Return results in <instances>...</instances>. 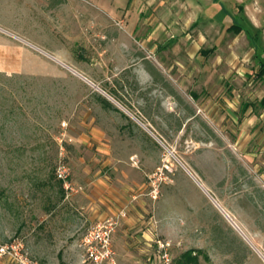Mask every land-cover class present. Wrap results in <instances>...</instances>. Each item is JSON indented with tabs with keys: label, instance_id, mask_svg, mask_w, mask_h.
<instances>
[{
	"label": "rangeland",
	"instance_id": "obj_1",
	"mask_svg": "<svg viewBox=\"0 0 264 264\" xmlns=\"http://www.w3.org/2000/svg\"><path fill=\"white\" fill-rule=\"evenodd\" d=\"M164 1L0 0V67L9 68L0 70V245L20 241L38 264H88L84 255L73 256L70 233L59 225L64 197L69 202L86 190L74 180V157L102 152L77 140L90 134L81 123L88 114L86 122L101 127L114 158L101 174L116 183L117 170L126 171L134 194L119 214L83 230V254L92 224L117 220L116 231L141 197L159 229L142 240L137 257L126 237L130 255L119 262L115 251L116 264H177L189 250L197 263L188 264H264L260 67L244 35L225 40L209 57L193 38L168 44L169 35L183 39L192 14L179 16L185 0ZM246 2L264 30V0ZM152 12L169 31L155 51L132 32ZM213 41L208 37L201 49ZM149 67L156 75L147 77ZM243 102L253 105L241 112ZM60 162L69 166L70 188L57 178ZM0 264L14 263L4 258Z\"/></svg>",
	"mask_w": 264,
	"mask_h": 264
},
{
	"label": "crops",
	"instance_id": "obj_2",
	"mask_svg": "<svg viewBox=\"0 0 264 264\" xmlns=\"http://www.w3.org/2000/svg\"><path fill=\"white\" fill-rule=\"evenodd\" d=\"M160 5H166V0L161 2ZM184 5L185 9L183 8V11L182 9L179 11V16L189 10L192 17L188 20L189 31L185 32L183 39L181 37L179 38V34L177 33V36L175 34L169 35L166 40L164 34L169 33V31L166 30L167 28L162 22L157 20L154 12L147 15L143 21V25L137 20L132 32L138 33L137 39L142 41V43L150 44L153 51L158 50L161 46L157 41L160 37H164L166 42L171 45L178 43V40H181L180 42L182 40L188 42L193 38L192 40L196 42V50L198 52L200 51V54L205 57L215 54L224 44L225 40H233V38L239 35H244L248 39L252 51L250 58L261 68V64L264 63V57L260 56L259 53L264 56V40H261L259 31L264 35V30L256 28L255 22L246 11L248 7L246 0H185ZM197 26L199 28L195 32L194 30ZM208 37H211L212 41L214 40L213 44L201 49L205 44L207 45ZM216 62L221 63L222 58L219 57ZM7 69L9 68L0 67V70ZM146 73L148 75L147 77L151 76L148 68L146 69ZM256 78L264 80V76L259 77L258 72L256 73ZM106 94L109 95L108 93ZM109 96L113 98L111 95ZM115 101L117 102V100ZM252 105L251 102H243L241 103L240 111L246 112ZM259 107L264 108L261 105ZM88 117V114L82 117L81 123L89 125L87 127L91 129L89 131L90 134H81L77 140L88 146H101L98 149L102 150V152H100L99 158H88L82 154L74 157L77 163H79L78 169H74V180L77 183L85 184L86 190L75 193L69 202H65L66 199L64 197L63 203L65 207L63 209L65 210V214L64 212L63 214L65 216H63L60 221L61 224H59L63 225L62 229L65 230L64 234L68 235L70 233L69 242H74L69 245L71 253L73 256L76 255L81 258H83L84 254L78 244L86 227L94 221L104 220L110 216L119 214L125 204L131 202V196L134 194V186L131 184V180L128 178L129 176L126 171L120 172L114 165L119 174L116 177V183L108 181V177L105 174L103 175V173L101 174L103 168L114 158H112V154L109 152L110 145L107 142L105 133L94 122H89L88 124L86 122ZM101 161L102 165H100ZM133 183L138 184L135 180H133ZM138 186H140L139 192L142 193L145 184L141 183ZM216 203L226 216L229 217L230 215L224 210L225 206H221L222 204L217 201ZM145 205L146 202L141 197L134 203H131L129 216L122 218L117 230L114 232L113 241L119 262L130 255L126 250L127 247L124 241L126 237L129 236L131 238L130 247L134 250L133 256L137 257L140 256L138 251L143 252V248L140 245L142 240L152 239V236L159 229V224L158 227L156 225L158 220L146 214L149 212V209ZM68 210L71 211L70 220H68L70 216L67 214ZM234 224L245 234L235 221ZM69 225L72 226L70 230Z\"/></svg>",
	"mask_w": 264,
	"mask_h": 264
},
{
	"label": "built area",
	"instance_id": "obj_3",
	"mask_svg": "<svg viewBox=\"0 0 264 264\" xmlns=\"http://www.w3.org/2000/svg\"><path fill=\"white\" fill-rule=\"evenodd\" d=\"M57 178L65 188L71 186V176L69 166L63 162L58 164L56 170ZM122 216L126 213L121 212ZM118 221L107 219L104 222L92 224L82 238L81 246L84 248V263L88 264H116L115 250L112 240V234L115 231ZM163 248L168 244H160ZM166 262L170 258L165 254ZM9 258L14 264H38L31 260L27 253L23 252V244L20 241L13 240L10 243L0 245V261Z\"/></svg>",
	"mask_w": 264,
	"mask_h": 264
},
{
	"label": "trees",
	"instance_id": "obj_4",
	"mask_svg": "<svg viewBox=\"0 0 264 264\" xmlns=\"http://www.w3.org/2000/svg\"><path fill=\"white\" fill-rule=\"evenodd\" d=\"M149 71L151 72L152 75H156L157 70L154 67H149ZM258 76L263 77L264 76V63L261 64V68L258 71ZM103 103L107 107H113L115 109H118L114 104L108 100L107 98H102ZM248 105V104H247ZM259 105L264 106V96L259 100ZM190 262L197 263V256L196 254H193V251L189 250L186 252H183L177 261V264H188Z\"/></svg>",
	"mask_w": 264,
	"mask_h": 264
},
{
	"label": "water",
	"instance_id": "obj_5",
	"mask_svg": "<svg viewBox=\"0 0 264 264\" xmlns=\"http://www.w3.org/2000/svg\"><path fill=\"white\" fill-rule=\"evenodd\" d=\"M107 96H109V95H107ZM109 98L112 99L113 101H115V100H114L113 98H111L110 96H109ZM142 124H143V123H142Z\"/></svg>",
	"mask_w": 264,
	"mask_h": 264
}]
</instances>
